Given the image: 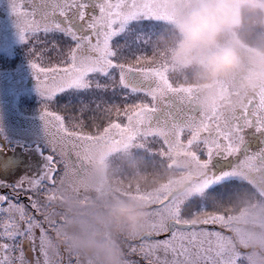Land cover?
<instances>
[{"label":"snow or ice","instance_id":"snow-or-ice-1","mask_svg":"<svg viewBox=\"0 0 264 264\" xmlns=\"http://www.w3.org/2000/svg\"><path fill=\"white\" fill-rule=\"evenodd\" d=\"M21 39L45 103L42 128L13 149L0 143V264H76L49 238L45 207L58 156L104 142L191 157L210 172L208 193L264 175V91L231 114L201 110L169 76L155 37L170 19L160 0H12ZM150 52V54H149ZM57 106L65 116L50 111ZM71 129V130H70ZM203 205L161 204L129 264H244L216 241Z\"/></svg>","mask_w":264,"mask_h":264},{"label":"rangeland","instance_id":"rangeland-1","mask_svg":"<svg viewBox=\"0 0 264 264\" xmlns=\"http://www.w3.org/2000/svg\"><path fill=\"white\" fill-rule=\"evenodd\" d=\"M11 4L12 0H0V143L7 137L14 149L23 143L28 132L42 128L40 114L45 98L38 91L29 44L21 39ZM211 110L221 112L222 107L214 105ZM50 111L65 116L68 123L67 114L57 106ZM108 143L89 147L84 166L81 162L73 166L68 151L58 156L60 171L53 188L54 198L44 210L49 238L58 249L74 257L76 264H88L89 257L67 250L61 241L78 244L81 237L99 238L115 242L126 255L127 242L139 240L150 230L162 203L181 210L199 203L203 205V215L216 218L214 231L219 245L247 264L245 249L238 248L234 241L242 247L247 243L253 221L264 220V192L235 186L208 193V178H198L205 169L200 171L191 157L179 153L161 156L155 148L145 150L134 145L109 148ZM187 180L190 183L185 191L168 198ZM219 193L227 199L219 198ZM116 199L143 207L148 216L147 231L129 235L114 230L107 209ZM126 258L129 262L127 255Z\"/></svg>","mask_w":264,"mask_h":264},{"label":"clouds","instance_id":"clouds-1","mask_svg":"<svg viewBox=\"0 0 264 264\" xmlns=\"http://www.w3.org/2000/svg\"><path fill=\"white\" fill-rule=\"evenodd\" d=\"M160 6L170 19L155 37L158 58L171 79L192 88L194 105H219L231 114L264 91V0H160ZM107 217L116 232L133 235L149 227L143 207L130 200H114ZM61 242L89 257L88 264H129L115 242ZM242 247L247 264H264V220L253 221Z\"/></svg>","mask_w":264,"mask_h":264},{"label":"flooded vegetation","instance_id":"flooded-vegetation-1","mask_svg":"<svg viewBox=\"0 0 264 264\" xmlns=\"http://www.w3.org/2000/svg\"><path fill=\"white\" fill-rule=\"evenodd\" d=\"M34 84V83H33ZM189 92H190V95L192 96L193 95V91H192V88L189 90ZM222 111H224L223 110V108H222ZM221 111V112H222ZM223 113V112H222ZM76 153V152H75ZM68 157H69V159H70V163L74 166H76L77 165V163H79V162H81V165L82 166H84V158H83V156L81 155V156H78L77 154H74L73 152H70V153H68ZM196 167L201 171V170H203V169H205L204 170V172L203 173H201V175L198 177V178H200V177H202L203 175H205V177H207L208 178V180H210V172H209V170L206 168V167H204V166H202V165H199V164H197L196 165ZM243 178H244V180L246 181V183H244L243 185H240V186H237L238 187V189H245V186L246 187H248V188H250V189H255L257 192H260V193H262V192H264V175H261V174H259V173H252V174H249L248 172H245V173H243ZM185 183H188V185H189V180H187ZM200 184V187L201 188H203V183L201 182V183H199ZM206 187V186H205ZM204 187V188H205ZM218 197L219 198H221V199H227V196L226 195H224V193L223 194H221V193H219L218 194ZM223 214H221V216H222ZM234 243H235V241H234ZM238 248H241V249H244V248H242L240 245H237V244H235Z\"/></svg>","mask_w":264,"mask_h":264},{"label":"water","instance_id":"water-1","mask_svg":"<svg viewBox=\"0 0 264 264\" xmlns=\"http://www.w3.org/2000/svg\"><path fill=\"white\" fill-rule=\"evenodd\" d=\"M186 187V184H184L182 187L174 190L170 195L169 198H171L172 196H174L175 194L179 193L180 191H182L184 188Z\"/></svg>","mask_w":264,"mask_h":264}]
</instances>
